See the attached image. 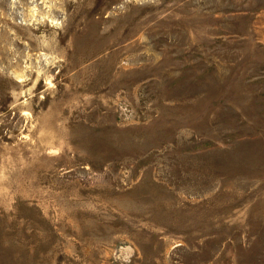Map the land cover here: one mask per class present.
Masks as SVG:
<instances>
[{
	"label": "rangeland",
	"instance_id": "rangeland-1",
	"mask_svg": "<svg viewBox=\"0 0 264 264\" xmlns=\"http://www.w3.org/2000/svg\"><path fill=\"white\" fill-rule=\"evenodd\" d=\"M0 264H264V0H0Z\"/></svg>",
	"mask_w": 264,
	"mask_h": 264
},
{
	"label": "bare ground",
	"instance_id": "bare-ground-1",
	"mask_svg": "<svg viewBox=\"0 0 264 264\" xmlns=\"http://www.w3.org/2000/svg\"><path fill=\"white\" fill-rule=\"evenodd\" d=\"M163 21V20H162ZM160 41V40H159ZM164 41V40H163ZM119 59V58H118Z\"/></svg>",
	"mask_w": 264,
	"mask_h": 264
}]
</instances>
